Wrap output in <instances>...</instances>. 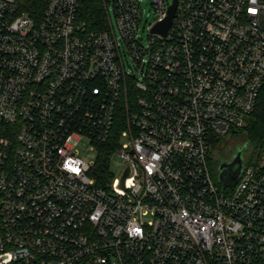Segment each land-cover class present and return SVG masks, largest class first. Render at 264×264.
I'll return each mask as SVG.
<instances>
[{"label": "built area", "instance_id": "1", "mask_svg": "<svg viewBox=\"0 0 264 264\" xmlns=\"http://www.w3.org/2000/svg\"><path fill=\"white\" fill-rule=\"evenodd\" d=\"M145 1L106 0L89 32L82 0H0V264H264V147L234 188L210 166L255 119L264 0ZM120 122L102 186L79 147Z\"/></svg>", "mask_w": 264, "mask_h": 264}, {"label": "trees", "instance_id": "2", "mask_svg": "<svg viewBox=\"0 0 264 264\" xmlns=\"http://www.w3.org/2000/svg\"><path fill=\"white\" fill-rule=\"evenodd\" d=\"M19 3L21 10L28 14L35 15L44 10L43 0H19ZM106 5V0H82L79 19L86 24V28L89 32L106 29L109 22ZM254 117L255 124L253 126H248L237 133L234 132V135L239 136L240 140L248 143V145L254 146L256 149H261L264 147V90L262 91ZM121 127L122 123L120 122L117 126V133L115 134V138L113 137V141L100 148L94 177L97 183L102 186H107L114 179L110 169V159L112 157V152L118 147ZM223 142L222 138L213 141L214 147L211 149L210 166L215 171H218L223 158L220 157L217 163L213 164L211 155L214 154L218 146H221Z\"/></svg>", "mask_w": 264, "mask_h": 264}, {"label": "rangeland", "instance_id": "3", "mask_svg": "<svg viewBox=\"0 0 264 264\" xmlns=\"http://www.w3.org/2000/svg\"><path fill=\"white\" fill-rule=\"evenodd\" d=\"M144 8L146 12L150 11V0L145 1ZM224 141L221 146H218L217 150L214 152L213 155H211V159L213 164L217 163V161L221 158H223L224 161L231 162L233 155L237 152L236 148L238 146H244L245 143L243 140H240L239 136L236 135H229L222 138ZM130 143L129 138L123 137L120 140V144H127ZM214 145H212V148ZM250 151H258L260 149H256L254 146L249 145ZM81 157L92 162H96L98 160V156L100 151L97 149L92 148V145L90 142L86 139H84L79 147ZM127 167V164L124 160H122L119 155L114 154L110 159V169L114 177L120 178L123 175V172L125 168Z\"/></svg>", "mask_w": 264, "mask_h": 264}, {"label": "water", "instance_id": "4", "mask_svg": "<svg viewBox=\"0 0 264 264\" xmlns=\"http://www.w3.org/2000/svg\"><path fill=\"white\" fill-rule=\"evenodd\" d=\"M176 3L173 7H171L169 12L168 19L160 24L156 29L155 32L161 33L162 35H166L171 23L172 19L175 13ZM248 122L251 126L255 124V119L250 117L248 118ZM237 152L233 155L232 161H222L219 168V182L223 185V188H234L236 186V183L238 181V178L242 172L243 169V163H244V155L248 152V146L247 144L242 147H238ZM125 181V178L122 179L121 184L122 185Z\"/></svg>", "mask_w": 264, "mask_h": 264}, {"label": "flooded vegetation", "instance_id": "5", "mask_svg": "<svg viewBox=\"0 0 264 264\" xmlns=\"http://www.w3.org/2000/svg\"><path fill=\"white\" fill-rule=\"evenodd\" d=\"M247 145H248V143H247ZM238 147H241V146H238ZM238 147H237V148H238ZM237 148H236V150H237Z\"/></svg>", "mask_w": 264, "mask_h": 264}, {"label": "snow or ice", "instance_id": "6", "mask_svg": "<svg viewBox=\"0 0 264 264\" xmlns=\"http://www.w3.org/2000/svg\"><path fill=\"white\" fill-rule=\"evenodd\" d=\"M254 11V10H253Z\"/></svg>", "mask_w": 264, "mask_h": 264}]
</instances>
